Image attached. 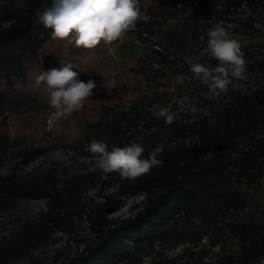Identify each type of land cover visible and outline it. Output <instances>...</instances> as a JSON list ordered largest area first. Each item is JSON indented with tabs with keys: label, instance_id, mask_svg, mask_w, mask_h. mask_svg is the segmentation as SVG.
Returning <instances> with one entry per match:
<instances>
[{
	"label": "trees",
	"instance_id": "trees-1",
	"mask_svg": "<svg viewBox=\"0 0 264 264\" xmlns=\"http://www.w3.org/2000/svg\"><path fill=\"white\" fill-rule=\"evenodd\" d=\"M51 2L0 5V166L10 165L0 176V213L20 202H43L36 216L0 238V264H42L37 251L76 235L83 224L87 231L78 235V250H56L51 264H264V206L245 214L249 195L240 189L264 183V39L255 41L264 32V0H138L151 19L126 33L143 49L126 78L130 86L142 79L139 94L126 102L130 86L117 80L106 99L85 102L77 124L62 118L49 132L40 123L51 109L47 93L43 86L28 90L35 77L72 63L79 80H92L100 57L124 39L94 49L53 39L36 16ZM217 24L236 35L245 60L243 76L231 78L219 97L190 71L192 62L217 65L200 55L207 30ZM169 76L184 77L185 89L176 94L164 82ZM8 94L13 99L5 105ZM163 108L175 114L172 123L153 114ZM43 127L44 135L34 133ZM93 139L109 148L142 145L144 158L163 145V165L135 179L97 167L75 174L67 168L17 173L57 150L95 160L86 151ZM90 191L101 200L87 205L84 194ZM129 196L143 199L130 216L110 217Z\"/></svg>",
	"mask_w": 264,
	"mask_h": 264
},
{
	"label": "clouds",
	"instance_id": "clouds-1",
	"mask_svg": "<svg viewBox=\"0 0 264 264\" xmlns=\"http://www.w3.org/2000/svg\"><path fill=\"white\" fill-rule=\"evenodd\" d=\"M36 16L39 24L52 30L53 39L84 49H94L101 42L111 44L120 40L126 33L135 30L138 22L147 23L151 19L141 12L138 0H52L51 5L38 11ZM207 52L218 61L217 65L211 67L192 62L190 71L209 88L211 94L219 97L221 93L228 92L231 78L243 76L245 60L240 43L218 24L207 30ZM74 67L72 63L63 64L35 77L33 90L43 86L49 107L53 110L46 122L49 132L62 118L79 112L97 87L91 79L87 82L79 80ZM178 79L182 82L184 77ZM153 114L169 124L175 119V114L168 108ZM98 119L92 122L96 123ZM86 151L94 154L96 167L103 173L118 172L123 178L135 179L163 165L158 158L164 152L163 145L150 151L147 158L143 157V146L136 143L109 148L103 140L93 139Z\"/></svg>",
	"mask_w": 264,
	"mask_h": 264
},
{
	"label": "rangeland",
	"instance_id": "rangeland-1",
	"mask_svg": "<svg viewBox=\"0 0 264 264\" xmlns=\"http://www.w3.org/2000/svg\"><path fill=\"white\" fill-rule=\"evenodd\" d=\"M14 1L16 0H0V5L6 2L10 3ZM174 22L175 21L169 22L167 26L173 25ZM228 33L230 37L236 39V35L233 34L231 30L228 31ZM123 38L124 39L120 41V43L111 44L109 46L108 52L105 55L101 56L99 59L98 65L96 67V71L93 74V79H92L97 87L93 90V96L88 98V101H90L91 105L106 99L108 95L114 91L117 80L122 81V84L124 86H130L129 80L126 78V75L127 73H129V69L133 65L134 59L136 58V56H138L141 53L143 49L140 45L136 43V40L132 35L125 34ZM260 39H264V32H260L259 35L255 37L256 42ZM204 53H206L208 57L211 58L210 54H208L207 52V48L204 50V52L200 53V55H203ZM190 55L191 56L189 57V61H193L195 59V54L190 53ZM164 82L176 94L185 89V86L182 84V82L178 81L173 76H169L168 78L164 79ZM142 86H143L142 79L139 78L134 82L133 85L130 86L131 92L129 96L125 98L126 102L130 99V96H132L133 92L137 96ZM28 90L34 91L33 87H30V89ZM40 93L41 96L44 95L43 91H40ZM12 99L13 96L11 94H8L3 99V102L5 105H8ZM43 104L45 105L46 102H44ZM51 111L53 110L50 109L46 111L40 117V123L42 125H44L47 122V118L49 116V113H51ZM84 111H85V106L79 112H75L71 116H69L68 123L77 124V122L81 119L80 117H82ZM15 121L16 119L13 116H11V118L8 120L13 132H17L19 130V128H14L13 126ZM44 128L45 127H43V129H37L34 131V133L36 135H41V134L44 135L45 134V132L43 131ZM9 166L10 165L7 164L0 166V176L6 175L8 173ZM93 167H96V160L89 158L75 159L72 158L69 154L65 153L64 151L57 150L51 153L49 156L40 159L39 161L29 166L28 168L24 170H19L17 173L20 176H23L33 171L41 172L48 168H58L60 171H63L64 169L67 168L69 170V173L75 174V173H83L88 169H93ZM240 189L242 192L249 195L248 208L245 214L249 213L253 209L264 206V183H262V185L258 186L255 189H249L246 187H241ZM142 199L143 196L124 197L123 201L116 208L115 212L112 215H110V217L125 218L130 216L132 213L131 208L133 207V205L137 202H140ZM100 200L101 198L97 192L90 191L84 194L83 202L89 205L91 202H97ZM42 207H43L42 201H24V202H20L17 205L16 209L13 211L1 212L0 238L9 235L12 232L17 231L20 221L22 219L26 217L36 216L40 208ZM86 209H88V207ZM243 216L244 215H241V217ZM86 226H87L86 224H83L82 228L81 227L79 228L78 233L76 235L60 236L61 238L57 245L37 251L35 253V257L42 260V264H51L52 257L55 251L58 249L65 251L66 255L75 253V251L78 250V244L76 242V240L80 238L78 235H82L84 231H87ZM205 243L208 244L209 243L208 240H206ZM181 249L182 247L179 246L174 251V253H180ZM218 250H219L218 246L213 248L210 259H212V256L216 255ZM172 253L173 251H170V255ZM147 261H148L147 263H149L150 259H148ZM15 264H28V263L17 262Z\"/></svg>",
	"mask_w": 264,
	"mask_h": 264
}]
</instances>
